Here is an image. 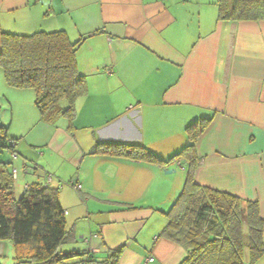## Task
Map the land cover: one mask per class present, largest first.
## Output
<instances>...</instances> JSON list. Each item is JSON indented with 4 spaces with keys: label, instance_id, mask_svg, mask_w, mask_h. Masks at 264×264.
Listing matches in <instances>:
<instances>
[{
    "label": "crops",
    "instance_id": "0c3cea01",
    "mask_svg": "<svg viewBox=\"0 0 264 264\" xmlns=\"http://www.w3.org/2000/svg\"><path fill=\"white\" fill-rule=\"evenodd\" d=\"M56 31L82 41L87 93L74 128L65 118L40 120L35 92L9 87L4 73L0 100L12 122L44 125L37 142L21 145L27 134L14 135L18 157L9 163L16 195L33 183L60 189L64 251H90L96 264L119 250V264H180L188 250L163 231L186 176L165 171L187 170L94 151L99 143L139 144L166 159L204 118L213 122L198 143L197 183L257 201L264 220V20L221 21L219 0H0V47L3 33ZM0 264H16L8 241H0Z\"/></svg>",
    "mask_w": 264,
    "mask_h": 264
},
{
    "label": "trees",
    "instance_id": "16d2710c",
    "mask_svg": "<svg viewBox=\"0 0 264 264\" xmlns=\"http://www.w3.org/2000/svg\"><path fill=\"white\" fill-rule=\"evenodd\" d=\"M219 19L264 20V0H219ZM81 44L71 42L64 31L2 34L0 68L6 83L11 88L33 90L45 122L65 118L69 128H74L76 103L87 93L86 77L77 63ZM212 122L213 118H204L191 124L187 128L189 143L166 159L139 144L99 143L94 154L159 166L181 161L187 170L185 183L165 214L169 222L163 231L164 237L188 250L180 264H256L264 255L259 203L245 202L196 181L201 161L198 143ZM7 129L0 126V148L17 153L18 139L8 137ZM11 166L0 162V241L14 247L16 264H73L81 254L82 259L74 264H96L90 251L63 250L69 231L60 189L33 183L19 197ZM121 251L110 252L101 264H119Z\"/></svg>",
    "mask_w": 264,
    "mask_h": 264
},
{
    "label": "rangeland",
    "instance_id": "374dc122",
    "mask_svg": "<svg viewBox=\"0 0 264 264\" xmlns=\"http://www.w3.org/2000/svg\"><path fill=\"white\" fill-rule=\"evenodd\" d=\"M2 73H3L2 69L0 68V77L3 76ZM4 106H5V104L0 100V109H1L0 110V118L2 120H4V123H2V125L6 126V127H8L10 125L8 129L6 128L8 130L9 137L10 138H13V137L20 138L19 136H14V135H16L17 133H26L27 135L25 136V139H27V140L22 141V139H21L20 140V142L22 141L21 145L26 144V141H28V143L30 141L31 142H34V141L37 142V140H35V136H36V134L38 132H36V131L40 130L41 128H44V125H42L40 122L37 121V122L32 123V125L28 126L26 124L20 123L18 117L14 118L13 122H12V120H11V112L9 111V108H7L6 110L2 109ZM61 106L65 107L66 106V102H62ZM36 110H38L37 107H36ZM38 112H39V110H38ZM39 114H40V112H39ZM40 116H41V114H40ZM40 120H42V118ZM0 122H1V120H0ZM0 126H1V123H0ZM38 154H39V152H38ZM11 155L12 154H11V151L9 149H7V148L6 149H1L0 148V162H4V163L11 162L12 161V159H11L12 156ZM174 170H176V172H178L180 174H183L185 176L187 175L186 173H181L176 167L174 168ZM168 175H174V173L168 174ZM19 184H20V186L22 188L23 187V182H21V179L19 180ZM17 196H20V195L17 194ZM78 242H80V244H82L81 240H79Z\"/></svg>",
    "mask_w": 264,
    "mask_h": 264
},
{
    "label": "built area",
    "instance_id": "2783aa9c",
    "mask_svg": "<svg viewBox=\"0 0 264 264\" xmlns=\"http://www.w3.org/2000/svg\"><path fill=\"white\" fill-rule=\"evenodd\" d=\"M107 72L110 73L111 71L108 70ZM12 155H13V158H14V159H16V158L18 157V156H17V153H15V152H13ZM177 165H178V167H179L181 170H185V168L183 167L181 161H178V162H177ZM12 173H13L15 179H16V177H17V171H16V169H13V170H12ZM50 181H51V178H49V182H50ZM70 185H72V187H73L76 191H78V192L82 191V186H81V185L75 184L74 182H71ZM26 188H28V186H27ZM86 242H88V239H86ZM151 261H152V260H151ZM83 264H89V263H86V262H85V263H83Z\"/></svg>",
    "mask_w": 264,
    "mask_h": 264
},
{
    "label": "water",
    "instance_id": "95a60500",
    "mask_svg": "<svg viewBox=\"0 0 264 264\" xmlns=\"http://www.w3.org/2000/svg\"><path fill=\"white\" fill-rule=\"evenodd\" d=\"M166 174H172V173H175V170H168V171H165Z\"/></svg>",
    "mask_w": 264,
    "mask_h": 264
}]
</instances>
